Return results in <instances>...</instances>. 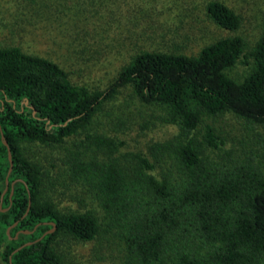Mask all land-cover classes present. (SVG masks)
Listing matches in <instances>:
<instances>
[{
  "label": "trees",
  "instance_id": "trees-1",
  "mask_svg": "<svg viewBox=\"0 0 264 264\" xmlns=\"http://www.w3.org/2000/svg\"><path fill=\"white\" fill-rule=\"evenodd\" d=\"M205 12L219 27L241 25L240 15L222 0H208ZM245 49L244 38L232 35L196 55L143 50L108 87L90 90L72 83L50 59L0 47V194L9 168L1 134L13 160L0 208L5 264H62L59 237L89 241L97 235L93 213L60 210L41 194L43 170L23 155L22 145H60L86 131L123 86L159 108L160 120L178 132L151 146L153 161L133 154L131 170L113 157L111 139L90 133L85 137L104 156L77 151L69 162L71 175L84 179L112 218L127 226L122 234L132 248L129 264H264V153L257 163L209 166L206 148L220 145L213 128L206 127V147L189 136L204 115L231 113L249 126L264 124V17L259 39ZM237 63L249 66L240 79L230 75Z\"/></svg>",
  "mask_w": 264,
  "mask_h": 264
},
{
  "label": "rangeland",
  "instance_id": "rangeland-1",
  "mask_svg": "<svg viewBox=\"0 0 264 264\" xmlns=\"http://www.w3.org/2000/svg\"><path fill=\"white\" fill-rule=\"evenodd\" d=\"M207 1L0 0V47L18 46L24 53L50 59L67 72L72 83L90 90L108 87L120 69L143 50L196 55L218 38L240 35L249 52L262 33L264 0H222L240 15L237 30L216 25L206 15ZM248 68L237 63L230 75L240 79ZM208 125L220 142L219 148L207 147L204 152L209 166L262 160L264 124L249 126L231 113L204 115L189 136L205 147ZM177 129L160 120L159 108L141 103L130 86H123L103 104L86 131L60 145H22L23 155L43 170L41 194L60 210L89 211L97 218L98 233L93 239H57L62 264H129L131 258L132 248L122 234L127 226L112 218V211L102 207L97 192L84 179L71 175L73 153L97 150L98 158L104 156L85 135L111 139L113 157L130 168L135 153L153 161L151 146L173 138ZM160 170L157 167L154 172L158 177ZM3 252L4 242L0 243V264H5Z\"/></svg>",
  "mask_w": 264,
  "mask_h": 264
},
{
  "label": "water",
  "instance_id": "water-1",
  "mask_svg": "<svg viewBox=\"0 0 264 264\" xmlns=\"http://www.w3.org/2000/svg\"><path fill=\"white\" fill-rule=\"evenodd\" d=\"M1 138L3 140V143L7 146V156H8V160H9V168H8V172H7V175H6V178H5V187H4L3 191L0 194V208H1V205H2L4 193L6 192L7 187H8V176H9V174H10V172L12 170V166H13V160H12V156H11V150H10L9 146L7 145V142L4 140V136L2 134H1ZM13 184H14V181L11 182V192H10V195L12 194V191H13L12 190ZM15 224H16V222L14 224H12L11 226H9L7 228V230H6V232L9 233L10 228L12 226H14ZM54 229H55V226L53 225V227L51 229H49L48 231H46L43 235H45L47 232H53ZM26 232H29V231H26ZM30 243H31V241L22 244L17 249H15V251H17L18 249H20L24 245H27V244H30Z\"/></svg>",
  "mask_w": 264,
  "mask_h": 264
}]
</instances>
